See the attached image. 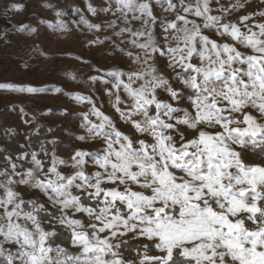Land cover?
I'll return each instance as SVG.
<instances>
[{"label": "snow or ice", "instance_id": "obj_1", "mask_svg": "<svg viewBox=\"0 0 264 264\" xmlns=\"http://www.w3.org/2000/svg\"><path fill=\"white\" fill-rule=\"evenodd\" d=\"M157 2L175 19L158 21L151 0L104 9L127 25L115 33L128 35L121 43L139 50L125 53L135 70L113 69L104 80L133 135L77 95L92 104L78 139L99 138L102 148L67 158L55 139L51 149L43 141L32 151L0 148V264H264V163H248L238 150L264 160V122L247 111L264 119V21L256 20L264 10L235 23L225 16L246 0L229 7L216 0V9L212 0Z\"/></svg>", "mask_w": 264, "mask_h": 264}, {"label": "rangeland", "instance_id": "obj_2", "mask_svg": "<svg viewBox=\"0 0 264 264\" xmlns=\"http://www.w3.org/2000/svg\"><path fill=\"white\" fill-rule=\"evenodd\" d=\"M151 2L158 21L175 19L176 12H165L166 4L160 7L157 0ZM174 2L179 4V0ZM236 2L219 0V4L224 7ZM89 5L95 9L94 13L89 11ZM108 7L115 11V0H0V85L13 86L0 87V148H8L13 152L32 151L38 150L43 141L51 149L52 145L47 144V141L55 139V151L61 158H67L78 149L93 152L102 148L103 140L99 138L85 141L78 139L81 135H87V129L82 126V117L91 111L92 104L78 101L75 98L77 95L91 98L97 108L111 117L121 132L133 135L130 125L124 123L113 108L115 95L107 94L111 83L105 84L104 80H110L106 73L113 69L125 72L135 70L137 66L125 53L131 51L135 54L139 50L128 43H121L129 39L127 34L122 37L115 35L127 25L119 13L113 15L104 10ZM211 7H218L216 0H212ZM261 10H264L261 0H246L245 7L227 14L224 22L238 23L240 16ZM212 14L221 13L213 11ZM256 20L264 21V18L257 16ZM110 22H115V27H109ZM91 25H99V28ZM130 26L139 29L141 22L133 21ZM159 34L157 24V38ZM205 34L220 39L211 30H205ZM228 42L231 43L230 40ZM115 45L125 52L119 51ZM237 47L251 54L249 49ZM156 62L172 80L173 74L166 68L167 61L157 58ZM93 77L97 79L93 80ZM29 87L39 91L29 93L18 90ZM185 91L191 94L190 90ZM158 95L167 98L164 93ZM120 96L127 100L123 90ZM183 106L189 107L188 104ZM247 111L264 122L255 109L249 108ZM90 119L99 122L94 116ZM238 150L244 154L246 162L264 163L251 151ZM4 166L0 162V167ZM61 171L67 173L69 170L61 168ZM87 171L94 169L89 166ZM38 198L42 202L45 200L42 195ZM65 246L72 253L79 252L78 248Z\"/></svg>", "mask_w": 264, "mask_h": 264}]
</instances>
